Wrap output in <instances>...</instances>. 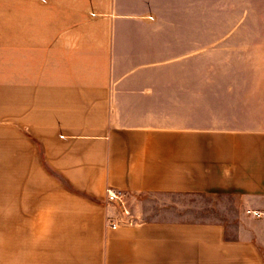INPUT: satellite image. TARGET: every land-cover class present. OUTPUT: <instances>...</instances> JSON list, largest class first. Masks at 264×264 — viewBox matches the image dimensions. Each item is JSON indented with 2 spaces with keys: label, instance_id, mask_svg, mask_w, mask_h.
Returning <instances> with one entry per match:
<instances>
[{
  "label": "crops",
  "instance_id": "crops-1",
  "mask_svg": "<svg viewBox=\"0 0 264 264\" xmlns=\"http://www.w3.org/2000/svg\"><path fill=\"white\" fill-rule=\"evenodd\" d=\"M107 189L241 215L111 229ZM0 264H264V0H0Z\"/></svg>",
  "mask_w": 264,
  "mask_h": 264
},
{
  "label": "rangeland",
  "instance_id": "rangeland-1",
  "mask_svg": "<svg viewBox=\"0 0 264 264\" xmlns=\"http://www.w3.org/2000/svg\"><path fill=\"white\" fill-rule=\"evenodd\" d=\"M125 204V203H124ZM135 222L168 221L199 224L219 223L233 233L238 222L240 206L236 195L214 192L201 195H152L142 197L134 214L126 204ZM119 210L116 207V213Z\"/></svg>",
  "mask_w": 264,
  "mask_h": 264
},
{
  "label": "built area",
  "instance_id": "built-area-1",
  "mask_svg": "<svg viewBox=\"0 0 264 264\" xmlns=\"http://www.w3.org/2000/svg\"><path fill=\"white\" fill-rule=\"evenodd\" d=\"M106 201L117 207L119 210L118 218L114 221L113 218H108L106 221V226L111 229H116L120 225L124 226H131L134 225L136 222L133 219L132 215L130 214L129 210L125 207L124 204V195L119 191H114L111 189L106 190Z\"/></svg>",
  "mask_w": 264,
  "mask_h": 264
}]
</instances>
